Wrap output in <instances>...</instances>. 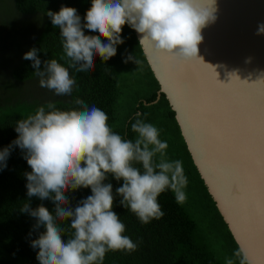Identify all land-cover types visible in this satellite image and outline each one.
I'll return each instance as SVG.
<instances>
[{
  "label": "clouds",
  "instance_id": "obj_1",
  "mask_svg": "<svg viewBox=\"0 0 264 264\" xmlns=\"http://www.w3.org/2000/svg\"><path fill=\"white\" fill-rule=\"evenodd\" d=\"M217 10L216 0H92L86 23H82L76 8L62 6L46 15L60 30L61 59L68 61V67L56 59L42 62L36 48L23 58L33 62L41 87L71 97L77 84L69 69L88 72L95 69L96 56L104 62L116 56L117 45L124 43L125 25L140 34V45L150 40L157 52L175 60H203L202 32L216 22ZM84 29L93 35H85ZM256 35H264V23L258 25ZM129 61L139 64L131 54L124 62ZM72 102L78 107L61 110L49 103L47 111L41 106L17 121V139L0 150V170L7 167L14 146L25 153L32 170L25 174L28 197L55 205V215L43 204L32 209L25 203L21 209L36 218L35 228L45 229L31 241V247L38 249L39 264H103L110 251H136L137 243L125 234L126 226L113 210L117 195L120 204L143 224L164 216L158 200L162 193L170 190L180 204L187 199L189 181L183 162L165 158L169 146L156 126L137 113L131 123L136 138L126 139L113 131L103 110L90 107L79 97ZM109 176L123 182L115 193L113 184L106 183ZM80 188H90L92 195L73 209L66 193ZM58 221L70 222L67 240L68 230ZM234 256L239 264H251L243 247ZM226 264H234L233 259Z\"/></svg>",
  "mask_w": 264,
  "mask_h": 264
},
{
  "label": "trees",
  "instance_id": "obj_2",
  "mask_svg": "<svg viewBox=\"0 0 264 264\" xmlns=\"http://www.w3.org/2000/svg\"><path fill=\"white\" fill-rule=\"evenodd\" d=\"M13 4L19 15L38 18L41 22L30 43L26 45L21 60L13 66L9 80L24 84L39 79L34 74L33 62L23 58L25 53L33 48L40 49L39 56L42 62L56 59L68 67V61L61 59L64 53L60 30L53 26L46 13L49 10L58 12L62 6L74 7L81 16L82 23H86L84 17L92 6V0H13ZM84 31L85 35H93L87 29ZM122 39L128 44L127 47L123 45L120 49L117 48V55L107 62L96 56L94 70L77 73L74 69H69L77 84L71 97L64 100L56 98L58 101L54 99L26 101L13 97L4 99L1 96L0 150L17 139L18 133L15 131L17 121L34 114L41 106L47 111L46 106L49 103H54L58 109L70 110L78 107L72 101L79 97L90 107L94 105L103 110L109 117L108 123L113 131L131 140L136 138V134L131 131V123L135 122L139 113L141 119L152 123L161 131V139L168 140L170 149L165 158L183 162L184 172L189 181L185 189L187 199L180 204L170 190L162 193L158 200L164 216L143 224L134 213L120 204L121 198L117 195L113 210L125 224V234L137 243L138 248L131 253L110 251L106 254L103 264H224L209 248L204 231L195 217L199 206L203 205V200L197 197L199 193L204 200L206 199L205 205H208L206 208L211 210L212 216L218 220L226 241L235 251L238 246L191 160L174 112L165 96L158 94L160 89L158 82L147 64L132 28L124 26ZM129 54L132 56L135 54L139 61L136 81H132L128 62H124ZM41 69L43 70V63ZM133 84L137 89L132 88ZM156 159L158 160L159 156ZM31 171L25 153L18 146H14L7 159V167L0 170V264H39L38 249L31 247V241L38 239L45 229L35 228L36 218L22 212L21 209L25 203H29L32 209L43 204L55 215V205L49 200L28 197L26 187L28 181L25 174ZM107 182L113 184L114 193L123 183L111 176ZM89 195H92L90 188L70 190L66 193L73 209ZM58 223L68 230L64 236L67 240L71 234L70 222Z\"/></svg>",
  "mask_w": 264,
  "mask_h": 264
},
{
  "label": "water",
  "instance_id": "obj_3",
  "mask_svg": "<svg viewBox=\"0 0 264 264\" xmlns=\"http://www.w3.org/2000/svg\"><path fill=\"white\" fill-rule=\"evenodd\" d=\"M200 56L140 45L191 160L238 248L264 264V0H216ZM210 123V124H209Z\"/></svg>",
  "mask_w": 264,
  "mask_h": 264
},
{
  "label": "rangeland",
  "instance_id": "obj_4",
  "mask_svg": "<svg viewBox=\"0 0 264 264\" xmlns=\"http://www.w3.org/2000/svg\"><path fill=\"white\" fill-rule=\"evenodd\" d=\"M13 5V0H0V97L2 96L4 99L13 97L26 101L66 99L68 96H57L53 91L41 87L40 78L24 84L13 82L12 79L9 80L13 66L21 60L26 45L28 46L30 43L34 32L40 25L39 22H41L38 18L19 15ZM123 45L127 47L128 44H125L124 41L123 44L117 45V48L120 49V46ZM134 57H136L135 54ZM128 67L132 81H136L137 63L129 61ZM133 85L132 88L137 89V86ZM161 140L168 143V152L170 149L168 140L165 138ZM197 197L203 200V205L202 207L199 206L195 217L201 225V230L204 231L209 248L224 264L229 258L233 259L234 264H239L238 259L234 256L235 249L221 233L218 220L212 216V211L206 208L208 206L205 205L206 199L202 198L201 193Z\"/></svg>",
  "mask_w": 264,
  "mask_h": 264
},
{
  "label": "bare ground",
  "instance_id": "obj_5",
  "mask_svg": "<svg viewBox=\"0 0 264 264\" xmlns=\"http://www.w3.org/2000/svg\"><path fill=\"white\" fill-rule=\"evenodd\" d=\"M210 124V123H209Z\"/></svg>",
  "mask_w": 264,
  "mask_h": 264
}]
</instances>
